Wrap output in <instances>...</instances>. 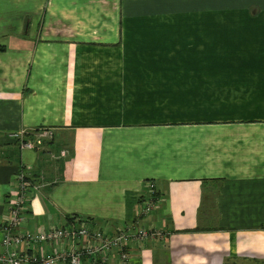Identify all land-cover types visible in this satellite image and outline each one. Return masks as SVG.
I'll list each match as a JSON object with an SVG mask.
<instances>
[{
  "label": "crops",
  "instance_id": "0c3cea01",
  "mask_svg": "<svg viewBox=\"0 0 264 264\" xmlns=\"http://www.w3.org/2000/svg\"><path fill=\"white\" fill-rule=\"evenodd\" d=\"M21 172L27 230L138 222L162 235L130 264H264V0H0V223Z\"/></svg>",
  "mask_w": 264,
  "mask_h": 264
},
{
  "label": "built area",
  "instance_id": "2783aa9c",
  "mask_svg": "<svg viewBox=\"0 0 264 264\" xmlns=\"http://www.w3.org/2000/svg\"><path fill=\"white\" fill-rule=\"evenodd\" d=\"M52 135L45 129L36 133L35 139H27L23 134L14 138L20 150H35L41 148L45 140L52 139ZM16 181L15 196L8 204L7 216L0 223V264H130L132 245L162 235L138 222L109 232L103 225L80 218L62 227L27 230L23 215L34 188L24 172L17 175ZM155 192V185L150 183L142 214H150L157 207Z\"/></svg>",
  "mask_w": 264,
  "mask_h": 264
},
{
  "label": "rangeland",
  "instance_id": "374dc122",
  "mask_svg": "<svg viewBox=\"0 0 264 264\" xmlns=\"http://www.w3.org/2000/svg\"><path fill=\"white\" fill-rule=\"evenodd\" d=\"M173 72H176V71L172 70V68H166L165 71L158 72V73L165 74V75L150 76L149 77L150 85H152V86L158 85V88H166V89H164V90H166V93H164L166 100H167V98H170V95H171V93L168 92L167 90H171V88H173L174 80H176V78L172 76ZM188 79L189 78H186V80H188ZM181 88H190V90H191L192 88H196V87L191 86L190 83H188V82H184V83L182 82ZM197 88H200V87H198V85H197ZM164 107L166 108V102H165ZM181 110L184 111V108L182 107ZM166 115H168V113H166ZM44 143L45 142H43V144Z\"/></svg>",
  "mask_w": 264,
  "mask_h": 264
},
{
  "label": "trees",
  "instance_id": "16d2710c",
  "mask_svg": "<svg viewBox=\"0 0 264 264\" xmlns=\"http://www.w3.org/2000/svg\"><path fill=\"white\" fill-rule=\"evenodd\" d=\"M9 203H10V201H9ZM7 211H8V209H7ZM74 218H77V217H71L70 219H69V221H71V220H73ZM81 219V218H80ZM84 220V219H83ZM85 220H88V221H91V220H89V219H85ZM92 222V221H91Z\"/></svg>",
  "mask_w": 264,
  "mask_h": 264
}]
</instances>
